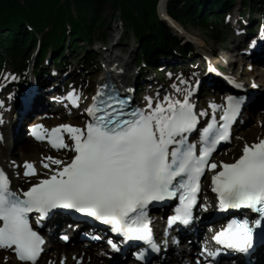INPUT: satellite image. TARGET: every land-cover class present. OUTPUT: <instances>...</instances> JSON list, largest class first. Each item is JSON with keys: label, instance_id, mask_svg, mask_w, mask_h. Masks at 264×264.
<instances>
[{"label": "snow or ice", "instance_id": "1", "mask_svg": "<svg viewBox=\"0 0 264 264\" xmlns=\"http://www.w3.org/2000/svg\"><path fill=\"white\" fill-rule=\"evenodd\" d=\"M261 35L264 37V27ZM234 86L242 87L235 83ZM103 87L106 85L97 88L86 109L91 120L84 128L71 124L52 129L42 124L32 126L37 139L52 133L48 137L52 147L72 151L70 161L46 157L50 163L41 164L48 174L20 192L10 188V181L0 170V248L11 249L20 261L36 264L44 238L34 229L30 214L35 212L36 223L40 224L56 210L64 209L94 218L125 240L144 241L158 251L149 227V204L178 195L180 204L169 217V225L189 223L200 179L206 170H212V191L217 194L219 209L243 207L257 217L251 221L247 217L231 220L213 240L224 249L248 253L254 245V227L264 233V139L251 145L245 143L234 162L211 161L217 146L230 141V125L245 97H226L219 117L221 123L215 122L213 114L200 129L197 148V144L188 141L187 133L196 129L198 117L206 113L194 110L189 100L191 92L179 90L187 93L183 99L166 95V106L158 101L153 107L149 98L150 111L137 108L125 113L113 106L112 97L103 98ZM68 98L73 100L74 93H69ZM78 100L75 97L74 106H78ZM122 103L116 101L117 105ZM210 107L215 110L220 106ZM63 133L68 134L71 143L66 142ZM34 165L35 162L25 161V176L36 175ZM63 239L67 240V236ZM109 243L117 249L114 242ZM205 251L215 257L221 249ZM138 256L142 258V254Z\"/></svg>", "mask_w": 264, "mask_h": 264}, {"label": "bare ground", "instance_id": "2", "mask_svg": "<svg viewBox=\"0 0 264 264\" xmlns=\"http://www.w3.org/2000/svg\"><path fill=\"white\" fill-rule=\"evenodd\" d=\"M165 3L166 0H160L158 3V10L161 15L166 14ZM169 19L171 20L172 28L177 34H179L178 31V28L180 27L179 24L173 21L171 18ZM119 34L120 31L116 30V35H111L110 40L104 49L105 50L104 53L102 55L100 53V55L102 56V58L100 56L102 60V64L100 66L99 63L98 66L100 72L102 69V65L104 63L108 62L109 64H111L113 68L112 69L113 77L111 80L117 85H119L118 83L121 84L126 81L128 82V80L131 78L130 75L132 76V74L133 75L136 74L134 70L135 63L131 60V53H133L134 50L131 47H128L129 48L128 51L124 52L123 48L116 47V43H118L116 39L118 38ZM250 37L251 36H247V34L244 33L242 41H232L231 44L228 45L229 47L228 46L222 47L223 50L221 51V54L226 57L232 56L234 52L232 49L236 48V50H238V53L235 55L236 57H238V59H231L228 62L224 61V63H222L225 68L228 69L230 68L229 70V74L231 75L230 77H232V75L238 69L240 70L241 73V69H243V66L246 65L247 59L250 58L249 55H243L242 52V46L248 44L249 40H251L249 39ZM198 47L201 48L205 47V43L199 42ZM206 50H211V48H206ZM193 53L196 58L195 62H205V57H203L201 53L199 52L197 53V51H193ZM158 58L160 60H164L163 63H169V61L171 63H181L182 65L183 63H185L184 62L185 60L175 55L165 57L164 54H162L159 55ZM189 60L192 59H188V62ZM207 62H208L207 64L208 68L204 73L201 72L194 73L191 65L192 70L188 71L187 75L183 77H179L178 79H175L172 76L170 82L165 85V90L160 95L159 98H156L154 93L159 90L160 84L155 82L154 83L155 91L151 92L148 95V98H151L156 103L158 101L163 102V104L166 106V102H164V97L166 95L169 96L171 99H183V96L187 93L179 90H187L189 92H192V89L194 87V84H196V82H197V89H195V91L191 94L192 95L191 99L201 94L202 92L206 91V89L212 84L221 85L222 83L220 82V79L218 77L216 76H213V78L212 76L208 77L210 70L209 67H212L213 63H217L218 61L216 59L208 58ZM238 62L240 68L235 69ZM186 64H191V63H186ZM251 67L258 69L256 65ZM77 68H78V64L75 61L74 65L71 66L70 70L62 71L58 69L55 72V74L50 75L48 73V75L42 76L41 78L39 76H36L33 70H30L28 77L30 78V82L27 83L28 90L26 94L20 98L15 99V104H14V112H16L15 115L19 114L20 112L23 113H21L19 120L15 121L13 124V129L15 133L13 140L8 139V136L6 135L7 127L0 122V127H1L0 137H2V139H0V166L2 169H4L6 172L10 174V186L16 192H19L21 189H23L22 188L23 184L30 182L33 183L38 182L39 179L45 178L46 174H48V170L42 167L41 161H43L44 163H50L48 160L45 159L46 157H49V152L47 151L50 149H48L42 143H36L29 139H25L20 128L21 122L23 119L25 120L31 115L34 108H43L45 106L47 107V109H50L51 107L55 106L54 102L56 100L58 101V99L61 100V102H59V105H66V100L67 102L69 100L68 98L69 93L66 95H62L58 83L60 82L65 83L66 81L65 79H69V78L75 79L77 77ZM251 72L261 77L258 84L264 86V70L251 71L250 67L249 68L247 67L244 69V71H242L241 79L243 80L244 84L251 85L253 83L248 80ZM11 74L12 72L8 71L5 74L6 77L4 78L0 77V82L6 81L8 79H12ZM186 76L193 81L189 87L184 86L185 83H182V81H186ZM90 81H92L93 92H90V94H88L89 93L88 86H86V88L83 89L82 92L74 93L73 100L75 99V97H79V100H78V106H74V104L72 105L75 110L72 114L73 116L68 118L66 117L68 114L66 116L63 115L55 116L46 113L44 116L39 118L38 122L44 125L45 128H49L53 124H71L76 127H80V128L83 127L81 125H77V124H81L80 121H82L83 123L85 117L84 109L81 108V105L84 101H86L85 105L91 102L96 87L104 82V80L101 78V73L90 79ZM151 82H154L153 79H150L149 77L146 76L144 81L140 84V87H142L143 90L145 91L146 86H149ZM4 90H5L4 86L0 87V92H2L0 96L4 97L5 100H8V96L5 94ZM167 92L169 93L167 94ZM217 92L218 90L215 92V94H218ZM146 103L148 102L147 101L144 102V104ZM66 108L69 109L70 107L67 106ZM246 114L248 115V117L243 119L244 122L242 126H240V128L238 129L239 131L237 138L238 140H236L232 144V146L223 150L222 154L220 155L221 157H227L232 155L235 149H237L238 147L241 148L244 142H246L247 139L252 138L253 135L257 139L264 137V94H262L259 91L250 94V101L243 109L242 117ZM255 119L256 121L258 120L256 125H253L251 128L248 129L247 128L243 129V127L247 123ZM20 140L22 141V143L20 144L15 143V141H20ZM231 141H233V138L231 139ZM15 154L18 155L14 157L13 155ZM69 155L70 152L68 149H62L61 151H56L55 155H50V156L67 162V158ZM16 157L18 159H15ZM25 161L35 162L34 166L36 169V175L25 176L24 174L26 171L24 167ZM218 161L219 160H215L213 162L217 163ZM52 167H56V166L52 165ZM209 196H210L209 193L205 192L203 195V200L206 201V199H208ZM65 226L66 224L62 225V223H56V228L59 229L60 232L62 231V233L68 232V230L65 229ZM186 239L187 238L181 237L180 239L176 240V243L172 242L170 246V250H171V247H173L172 245L179 243L180 247L185 249L174 252H168L167 250L165 255H163L160 259L154 260L152 264H189L188 261H190L192 257L190 255L194 251L196 252V250L194 248V244L192 246L186 244ZM56 245L58 246L56 247ZM86 245H87L86 243L74 244L72 246L65 244L63 245L58 240H55L54 243H52L51 245L54 246V248L53 249L50 248L49 251L45 254V256H40L37 260L38 262L36 261V264H61V261H63V264H108L106 259H103L93 254V252L90 249L85 248ZM5 258H7V260ZM119 259H120V264H124V257L121 256ZM0 264H17L16 261L14 260V252L11 249L0 248Z\"/></svg>", "mask_w": 264, "mask_h": 264}, {"label": "trees", "instance_id": "3", "mask_svg": "<svg viewBox=\"0 0 264 264\" xmlns=\"http://www.w3.org/2000/svg\"><path fill=\"white\" fill-rule=\"evenodd\" d=\"M232 1L167 0L166 12L182 25L197 26L209 36L217 37L214 25L219 20L211 23L207 13ZM157 3L158 0H0V30L8 34L0 37L4 49L0 52V64L8 60L15 68L25 67L31 48L37 45L39 62L49 45L59 49L68 33L73 42L77 38L90 40L99 33L101 25L109 24L104 16L107 6L114 15L121 16L124 26L136 37L139 60L151 63V58L173 46L186 52L167 23L158 17ZM101 36L105 39V31Z\"/></svg>", "mask_w": 264, "mask_h": 264}, {"label": "rangeland", "instance_id": "4", "mask_svg": "<svg viewBox=\"0 0 264 264\" xmlns=\"http://www.w3.org/2000/svg\"><path fill=\"white\" fill-rule=\"evenodd\" d=\"M70 1H72V0H70ZM261 2L263 3V6L260 7V10H264V0H261ZM239 6H240V0H236L231 6H229V8H230L229 10H237V9H239ZM255 8H256V10L257 9L259 10L258 7H254V9ZM156 10H157V6H156ZM213 14L215 15V13H213ZM104 16H105L107 21L111 22V24L110 25H106V24L101 25V27L99 28V32L100 33L99 34H94L91 37V44L87 43L86 41H82L81 39H78L76 44H77V46L79 48H81V51L72 52L71 50H69V52L67 53L66 57H67V61L68 62L72 63L74 60H76V61L79 60L78 68H77V77L75 79H72V78L68 79V81L71 82V83L77 82L76 83V87H77L76 91L77 92H81L82 89H84L86 87V85L89 88H93L92 81L90 83H88V84L85 83L82 87H80L81 81H79V79H80L81 76H84L86 73L89 74V75L94 73V66L96 65V63L98 64V61H96V62H93V63H91V64H89V65H87L85 67V62H83V59L85 57L84 51H88V52L92 51V52L98 54V51H96L97 50L96 47L99 46V42H97V41L101 40V32L102 31L106 32L107 38H106L105 42H103L104 45L106 46L107 43L110 40L111 35H115L116 34V32H115L116 27L114 26V24L118 25V29L117 30L120 31V34H122V36H123L122 40L120 42H118L117 39H116V41L118 42V43H116V47L117 48H123L124 52L128 51V49H129L128 47H131L134 50V52L131 53V60L135 63V58H136L137 52H138V44H137L136 41H134L132 39L131 35L128 34L120 26L121 16H118V17H116V15L114 16L112 8L110 6L106 7V10L104 12ZM263 18H264V14L263 15L261 14V19H263ZM210 20L211 21H215V17L214 16H210ZM173 21H175V20L173 19ZM175 22H177V21H175ZM225 23H226V21L223 22V20H222V24L219 25L218 30L221 33L222 37L223 36L224 37H229L228 34H227V31H226V27L224 25ZM227 26H228V24H227ZM178 31H179V34H177L174 31V29L171 27L170 32H171L172 35L174 34L178 38L185 39L187 41V43L192 44L194 46V48H195V51H197L199 53H202V51L200 50L201 47H198L199 42L205 43V48H216L218 46V43L214 39L209 38L208 35H206L201 29H199L197 27H194V26H192L190 24L184 25V28H181V26H180L178 28ZM231 39H232V37L228 38L226 40L225 44H231V42H230ZM198 48H200V49H198ZM175 51L177 52V50H175ZM176 52H170V53H171V55H175V56L180 57L183 60H185L184 61L185 63H183L185 68H182L180 70V67L175 64V65H172V66L169 65L170 67H168V69H166V64L159 65V67H157V69H156V72L159 75V78H160L159 82H160L161 85H164V83H168L169 80H170V77L172 75H176L177 77H179V75H182L181 73L186 74L191 69L190 66H189L190 64H188L187 66L185 64L186 63H190V61H193V60H189V62H188V59H192V57H188L187 56V57L183 58L180 55H178ZM73 56H74V60H72ZM164 56H166V55H164ZM231 57H234V56H231ZM98 59H100V54H98ZM178 64L182 65L181 63H178ZM173 66H174V68L177 67V69L172 70L171 67H173ZM193 66H194L193 67V71H195V73H198V72L203 71L205 69L204 63H199L198 64V62H196V63L193 64ZM237 67H238V65H237ZM9 70H10V68L8 66H3L2 68H0V75L3 76ZM84 70H86L85 73L83 72ZM134 70H137V68H134ZM154 79L156 80V78H154ZM257 122H258V120L256 121V119L253 120V121H250L249 123L246 124V128L247 129L251 128L253 125H256ZM237 138H238V133L235 135V137L233 138V141L227 147L232 146V144L236 140H238ZM255 140H257V138H255V136L253 135L252 138H249L246 141L250 142V141H255ZM47 152H51V151H47ZM237 153H239V148L235 151L234 155H232L231 157H223L222 158V157L219 156V158H222L221 160H230ZM49 154L54 155V153H49ZM16 155H18V154H15L13 156L15 157ZM15 159H18V158L16 157ZM23 186H25V185H23ZM57 246L58 245H56V247ZM43 261H44V259H43Z\"/></svg>", "mask_w": 264, "mask_h": 264}]
</instances>
